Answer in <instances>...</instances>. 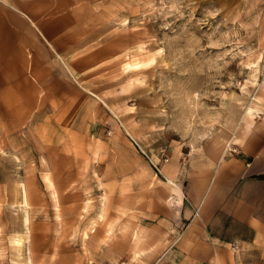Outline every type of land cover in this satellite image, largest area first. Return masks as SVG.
<instances>
[{"label": "crops", "instance_id": "obj_1", "mask_svg": "<svg viewBox=\"0 0 264 264\" xmlns=\"http://www.w3.org/2000/svg\"><path fill=\"white\" fill-rule=\"evenodd\" d=\"M102 18L95 0H0V112L27 113L12 119L17 128L52 112L47 126L64 129L49 158L69 157L93 178L86 204L101 212L84 235L92 264H264V80L250 104L259 118L148 161L126 136L104 133L105 102L89 74L103 63V42L91 37Z\"/></svg>", "mask_w": 264, "mask_h": 264}, {"label": "rangeland", "instance_id": "obj_2", "mask_svg": "<svg viewBox=\"0 0 264 264\" xmlns=\"http://www.w3.org/2000/svg\"><path fill=\"white\" fill-rule=\"evenodd\" d=\"M95 2L103 18L91 37L103 42V63L89 74L107 136L119 132L148 161L163 160L259 118L250 104L264 80L263 0ZM24 117L0 112V264H92L84 235L101 212L86 204L96 198L93 178L69 157L49 158L48 143L64 130L47 126L52 112L13 126ZM133 145L118 148L128 154Z\"/></svg>", "mask_w": 264, "mask_h": 264}, {"label": "built area", "instance_id": "obj_3", "mask_svg": "<svg viewBox=\"0 0 264 264\" xmlns=\"http://www.w3.org/2000/svg\"><path fill=\"white\" fill-rule=\"evenodd\" d=\"M165 160H167V158H165ZM156 166V165H155Z\"/></svg>", "mask_w": 264, "mask_h": 264}, {"label": "bare ground", "instance_id": "obj_4", "mask_svg": "<svg viewBox=\"0 0 264 264\" xmlns=\"http://www.w3.org/2000/svg\"><path fill=\"white\" fill-rule=\"evenodd\" d=\"M140 65H142V64H140ZM263 77H264V75H263Z\"/></svg>", "mask_w": 264, "mask_h": 264}]
</instances>
